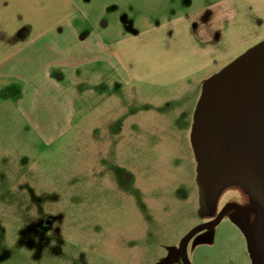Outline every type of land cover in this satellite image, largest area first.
Here are the masks:
<instances>
[{"label":"rangeland","instance_id":"1","mask_svg":"<svg viewBox=\"0 0 264 264\" xmlns=\"http://www.w3.org/2000/svg\"><path fill=\"white\" fill-rule=\"evenodd\" d=\"M215 1L37 2L31 45L0 77V264H182L172 248L227 204L255 221L259 190L240 155L224 153L211 194L198 184L201 87L128 80L115 48L127 31ZM244 220L231 209L197 232L189 261L252 264Z\"/></svg>","mask_w":264,"mask_h":264},{"label":"crops","instance_id":"2","mask_svg":"<svg viewBox=\"0 0 264 264\" xmlns=\"http://www.w3.org/2000/svg\"><path fill=\"white\" fill-rule=\"evenodd\" d=\"M38 1L47 8L54 0H0V77L11 75L21 65V54L31 45L25 41L36 28ZM56 1L58 12L73 2ZM50 4L48 12L54 17L55 7ZM263 40L264 0H216L192 12L179 9L161 21L127 31L115 40V48L121 74L128 80L162 88L193 82V87L202 89L237 52Z\"/></svg>","mask_w":264,"mask_h":264},{"label":"water","instance_id":"3","mask_svg":"<svg viewBox=\"0 0 264 264\" xmlns=\"http://www.w3.org/2000/svg\"><path fill=\"white\" fill-rule=\"evenodd\" d=\"M191 140L197 181L204 192L215 189L223 155L230 150L241 156L254 177L259 201L254 222L245 208L231 203L212 220L189 230L179 246L183 264H192L185 250L190 238L218 224L231 209L245 217L243 230L252 264H264V40L205 81L194 112Z\"/></svg>","mask_w":264,"mask_h":264},{"label":"flooded vegetation","instance_id":"4","mask_svg":"<svg viewBox=\"0 0 264 264\" xmlns=\"http://www.w3.org/2000/svg\"><path fill=\"white\" fill-rule=\"evenodd\" d=\"M125 177H126L127 179H130V178H131L128 174H125ZM238 211H239V210H238ZM239 213H240L241 216L244 217V215H243L242 212L239 211ZM249 217H250V216H249ZM254 218H255V217H253V218L250 217V221L253 222V221H254ZM244 219H245V217H244ZM183 237H184V236H183ZM183 237H182V238H183ZM181 240H182V239H181ZM181 240H180V242H181ZM180 242H179V244H178V247H175V246H174V247L172 248V250H171V252H172V256H171V257H178V258L180 259L181 263L183 264L182 259H181V255H180V247H179V246H180ZM187 243H188V242H187ZM186 247H187V244H186ZM186 247H185V250H186ZM186 253H187V250H186Z\"/></svg>","mask_w":264,"mask_h":264}]
</instances>
